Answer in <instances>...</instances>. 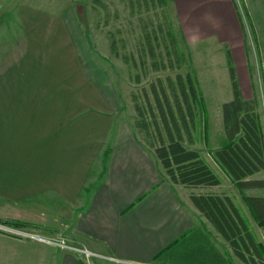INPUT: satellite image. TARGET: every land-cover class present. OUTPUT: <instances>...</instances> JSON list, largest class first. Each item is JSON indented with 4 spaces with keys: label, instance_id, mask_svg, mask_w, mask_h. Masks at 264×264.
Segmentation results:
<instances>
[{
    "label": "crops",
    "instance_id": "crops-1",
    "mask_svg": "<svg viewBox=\"0 0 264 264\" xmlns=\"http://www.w3.org/2000/svg\"><path fill=\"white\" fill-rule=\"evenodd\" d=\"M171 4L185 44L209 42L226 50L228 72L230 56L244 99L253 100L247 46L256 43L264 70V0ZM6 9L0 5L2 24ZM20 15L23 49L13 57L8 46L0 48V220L26 222L47 240L32 239L30 258L36 264H82L78 254L50 243L66 239L94 254L97 264H246L196 208L193 194L182 191L196 187L172 184L129 128L116 131L105 115L112 107L105 76L91 75L81 62L70 67V78L56 82L64 57H76L70 24L59 20L57 34L48 25L50 15L28 9ZM43 64L52 66V84L43 82ZM78 69L82 79L76 83ZM84 81L88 92L78 89ZM29 159L36 168H28ZM257 175L250 179L259 180ZM236 204L253 233L252 221L259 225L250 209Z\"/></svg>",
    "mask_w": 264,
    "mask_h": 264
},
{
    "label": "rangeland",
    "instance_id": "rangeland-1",
    "mask_svg": "<svg viewBox=\"0 0 264 264\" xmlns=\"http://www.w3.org/2000/svg\"><path fill=\"white\" fill-rule=\"evenodd\" d=\"M3 4L7 6L5 11L7 16L5 24L0 23V48L4 45L8 46L13 57L23 49L21 31L23 18L20 15L22 9L37 10L50 15V18L46 16L44 18L49 19L48 25L53 26L54 33L57 34H60L57 29L59 20L67 25L70 24L68 27L72 32L75 30L77 40L82 41V49H78V42L74 40L76 57L71 55L64 57L61 63L62 79L56 82L63 83L65 76L70 78V67L78 66L81 62L84 67L89 66L91 70L88 69V72L91 75L95 76L97 72L98 75L105 76L108 89L112 93V99L108 100L112 109L109 108V113L106 112L105 115L112 116L116 123L114 124L116 131L118 127L129 128L133 136L137 137L149 150L151 149L146 144L154 140L152 137L154 128L153 125L149 126L150 135H148L146 131L135 127L139 120L135 109L136 103L144 108L145 93L147 92L152 97V86H159V81L166 82L168 78L175 79L177 75L184 77L191 75L196 89L205 100L206 112L199 102L194 105L197 118L196 126L192 131L193 143L186 139L185 145L203 155L220 177L222 184L216 187H198L194 188L195 190L186 188L182 191L185 194H230L235 203L245 206L242 194L213 156V152L223 148L226 142L222 105L233 97L231 77L225 64L226 50L221 51L220 47L212 46L213 44L208 45L209 42L194 47L187 46L181 37L177 17L172 11L171 0L161 2L159 0H0V5ZM30 18L32 16L26 17V20ZM169 30L174 31L183 52L181 67L176 65L174 70L161 68L165 60L169 68L166 47L170 45L167 33ZM146 34L155 49V57L150 53ZM75 36L73 35L74 38ZM248 42L249 70L255 97L253 100L257 102V113L264 128V70L256 43L251 40ZM52 44L58 46L56 40ZM113 44L116 46L115 50H113ZM43 60L47 61V58L43 57ZM156 63L159 66L157 70L154 66ZM51 67V65L44 66L43 64L41 69V73L44 74L43 82H47L48 85L54 82L49 79L52 75ZM80 72L78 69L74 79L76 83L82 79ZM237 76L239 80L238 70ZM245 79L246 77L243 76V80ZM85 82L78 89L88 92L89 87ZM62 86H65V83ZM87 99L89 100L85 99L87 103L96 105V102H91L88 97ZM153 105H155L154 100ZM88 111L94 112V109L91 108ZM146 115V120L149 121L150 118L148 114ZM36 164L35 159L28 160L29 169L36 168ZM161 173L167 179L164 172L161 171ZM257 174H255L257 179L264 180V170ZM245 194L264 196V189H253L246 191ZM2 203L0 202V213H3L5 206ZM246 208L248 212L249 208L247 206ZM11 212L12 210L9 213ZM3 227L12 229L7 226ZM251 227L257 241L261 243L262 232L259 227L254 221ZM19 231L40 235L35 229L28 228ZM0 238L13 239L11 242L0 241V264H36L34 259L30 258L31 252L28 250L32 239L14 235L6 230H0ZM62 240L65 241V247H67L63 249L78 254L82 264H97L96 260L99 259L74 251L73 248L76 247L69 240L56 241ZM41 242H45V239L42 238Z\"/></svg>",
    "mask_w": 264,
    "mask_h": 264
},
{
    "label": "trees",
    "instance_id": "trees-1",
    "mask_svg": "<svg viewBox=\"0 0 264 264\" xmlns=\"http://www.w3.org/2000/svg\"><path fill=\"white\" fill-rule=\"evenodd\" d=\"M160 2L162 0H159ZM170 45L167 47L166 60L161 68L174 70L183 61V52L177 37L168 32ZM148 37V34H146ZM150 53L155 57L151 40ZM116 49L113 44V50ZM158 69V63L155 65ZM228 67L232 82L233 99L222 105L224 134L226 142L223 148L213 152L215 160L230 177L242 194L244 202L264 232V196H249L245 192L252 189H264V180H251L255 174L264 170V128L257 113V102L246 100L242 95L233 62L228 57ZM152 97L146 92L145 107L136 103L139 120L135 127L150 135L149 126L153 125V141L146 145L157 158L161 171L175 185L185 187H216L222 184L220 177L207 163L203 155L185 145L186 139L193 143L192 131L196 126L197 102L204 107L206 103L191 75H177L166 82L153 85ZM153 100L155 105H153ZM150 118L147 121V115ZM196 208L214 226V228L235 249L236 255L246 264H264V245L257 241L249 230L243 214L232 197L218 194H193L191 197ZM0 224L16 229H26L30 224L17 220H0ZM250 255V257L247 256Z\"/></svg>",
    "mask_w": 264,
    "mask_h": 264
},
{
    "label": "built area",
    "instance_id": "built-area-1",
    "mask_svg": "<svg viewBox=\"0 0 264 264\" xmlns=\"http://www.w3.org/2000/svg\"><path fill=\"white\" fill-rule=\"evenodd\" d=\"M1 225H0V230H3V231L6 230V231H8V232H10V233H12L14 235L22 236L24 238H30V239H33V240L42 241V237H40V235H34V234H31V233L22 232V231H19L20 229L19 230H13V229H16V228L8 229V228L3 227V226H6V225H3V226H1ZM7 227H9V226H7ZM45 241H47V240H45ZM50 243H54V244L57 243L56 245H58L59 247H61V248H67V247H65V241L64 240H62V241H55V242L50 241ZM73 249L76 252L83 253L84 255L86 254L87 257L95 256L94 254H92L88 250H85V249H82V248L81 249L80 248H73Z\"/></svg>",
    "mask_w": 264,
    "mask_h": 264
}]
</instances>
